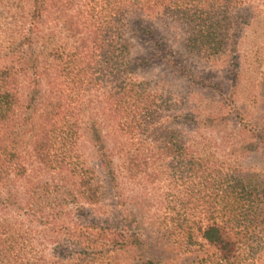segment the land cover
<instances>
[{"label": "trees", "instance_id": "16d2710c", "mask_svg": "<svg viewBox=\"0 0 264 264\" xmlns=\"http://www.w3.org/2000/svg\"><path fill=\"white\" fill-rule=\"evenodd\" d=\"M246 4L0 0V264H167L159 248L171 237L203 241L216 264L245 260L252 224L264 215V175L244 171L238 159L251 146L233 145L220 159L156 125L164 101L133 79L144 61L132 58V40L152 34L146 18L168 17L189 30L185 55L215 58L228 50L232 9ZM221 112L199 123L216 131L228 121ZM112 123L129 136L139 129L155 156L134 148L118 165L103 129ZM131 139L136 147L143 141ZM255 145L264 150V130ZM154 158L188 182L161 219L146 209L139 177Z\"/></svg>", "mask_w": 264, "mask_h": 264}, {"label": "rangeland", "instance_id": "374dc122", "mask_svg": "<svg viewBox=\"0 0 264 264\" xmlns=\"http://www.w3.org/2000/svg\"><path fill=\"white\" fill-rule=\"evenodd\" d=\"M246 2L244 7L237 5L232 9L227 21L230 37L227 52L210 59L184 54L187 26L168 17L146 18L151 23L152 34L132 40V58L144 61L142 67L134 66L132 77L137 83H146L143 89L164 101L162 121L156 125L178 129L187 149L222 159L231 153L233 145H245L247 150L251 146L252 150L239 157V162L244 171L264 175V150L255 145L257 133L264 130V2ZM3 23L0 16V24ZM53 42L60 46L64 40L55 33ZM168 60H174L176 64L170 66ZM194 75L204 76L202 84L189 78ZM221 109L226 115L223 118L228 121L220 124L216 131L210 122L208 126L199 123L208 117L221 116ZM110 125L103 129L108 130V146L115 152L118 165L124 160L120 155L124 156L134 148L147 151L149 157L157 153L151 149L150 139L138 134L139 129L137 134L129 136L116 124ZM131 137L143 140L139 147L134 146ZM86 146L81 151L88 153ZM156 160L150 159L148 162L152 164L139 177L147 185L145 207L149 208L146 209L161 219L173 208L176 199L185 198L183 194L188 182L178 178L177 173L169 175L166 161L155 164ZM90 162L89 166L95 167L94 161ZM147 175H156V179L150 181ZM175 207L178 209L177 202ZM253 230L252 244L247 245L248 251L243 253L245 260L238 264H264V215L254 221ZM159 251L164 254L167 264L217 263L214 249L200 240L189 244L171 237Z\"/></svg>", "mask_w": 264, "mask_h": 264}]
</instances>
